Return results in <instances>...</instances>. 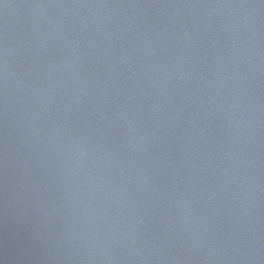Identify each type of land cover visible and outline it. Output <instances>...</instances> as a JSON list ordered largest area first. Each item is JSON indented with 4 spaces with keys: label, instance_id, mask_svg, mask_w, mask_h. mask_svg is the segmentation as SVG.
I'll list each match as a JSON object with an SVG mask.
<instances>
[{
    "label": "water",
    "instance_id": "water-1",
    "mask_svg": "<svg viewBox=\"0 0 264 264\" xmlns=\"http://www.w3.org/2000/svg\"><path fill=\"white\" fill-rule=\"evenodd\" d=\"M4 264H264V0H0Z\"/></svg>",
    "mask_w": 264,
    "mask_h": 264
},
{
    "label": "snow or ice",
    "instance_id": "snow-or-ice-1",
    "mask_svg": "<svg viewBox=\"0 0 264 264\" xmlns=\"http://www.w3.org/2000/svg\"><path fill=\"white\" fill-rule=\"evenodd\" d=\"M0 264H3V260H0Z\"/></svg>",
    "mask_w": 264,
    "mask_h": 264
},
{
    "label": "clouds",
    "instance_id": "clouds-1",
    "mask_svg": "<svg viewBox=\"0 0 264 264\" xmlns=\"http://www.w3.org/2000/svg\"><path fill=\"white\" fill-rule=\"evenodd\" d=\"M3 264H4V262H3Z\"/></svg>",
    "mask_w": 264,
    "mask_h": 264
}]
</instances>
